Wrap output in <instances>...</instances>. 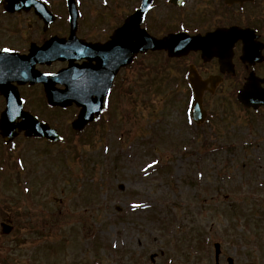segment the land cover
<instances>
[{"label": "rangeland", "instance_id": "374dc122", "mask_svg": "<svg viewBox=\"0 0 264 264\" xmlns=\"http://www.w3.org/2000/svg\"><path fill=\"white\" fill-rule=\"evenodd\" d=\"M83 1L88 22L103 2ZM106 2L114 12L102 7L99 16L109 14L113 30L120 8ZM239 20L262 24L264 13L239 14ZM146 57L144 69L164 71L143 75V90L122 100L123 113L112 107L94 139L60 146L19 137L15 151L0 147L11 158L0 204L11 198L10 214H21L20 228H30L19 229L14 242L0 236L7 244L0 258L9 264H214L213 243L220 241L221 264L228 256L235 264H264V109L248 112L228 88L205 98L216 116L226 109V126L217 116L197 128L187 120L188 92L184 83L177 86V62L163 52ZM246 73L239 61L237 78ZM73 111L43 109L42 115L54 124Z\"/></svg>", "mask_w": 264, "mask_h": 264}, {"label": "flooded vegetation", "instance_id": "af4514ba", "mask_svg": "<svg viewBox=\"0 0 264 264\" xmlns=\"http://www.w3.org/2000/svg\"><path fill=\"white\" fill-rule=\"evenodd\" d=\"M18 1V0H14ZM120 8V19L117 26L124 24L128 15L134 11L141 9L145 6V14L142 26H144L152 35L162 38L170 33L186 31L190 35H206L207 33L214 31L219 27H231L232 25L249 26L257 29V33L260 35L259 40L264 45V21L262 24L253 22H240L239 14L243 13H264V0H115ZM24 3L22 7H16L14 11H7L6 6L3 5V0H0V50L11 49L18 52L16 58L17 61L1 62L0 61V73L4 74L0 77V86L4 84V88L11 90H18L20 98L22 99L23 108L30 110L34 114L43 118L42 111L54 110L60 112H66L70 109H74L71 116H65L64 119L60 118L58 123H52L51 119L47 118L52 126H55L62 134L61 124L63 122L65 126L66 136L73 138L78 136L79 132L72 129V119L74 115L79 112V107L75 103L68 107L52 106L47 101L45 92L46 82L31 80L37 79L30 76L27 79L22 73L25 71H38V73L53 74L60 71L63 68L69 66V60L59 59H47L44 60L38 56L27 59L25 55H28L32 45L42 46L51 38L60 40L62 38L67 39L71 33V24L69 20V8L67 0H21ZM77 5L82 11V5ZM102 5H97V12L94 15V11L90 10V20H82L83 16H80L78 26L76 29V35L78 38L84 39L86 43L91 45L107 42L114 29H110V23L107 19L99 16L101 13L100 8ZM111 3L104 6L109 11ZM89 4V9H91ZM81 13V14H82ZM104 14V13H103ZM252 18V17H251ZM242 43L236 42L233 47V62L235 64V73L222 72L219 64V58L213 57L209 61H204L202 58V51H190L188 54L180 57H173L177 62V67L181 71L182 81L184 83L182 90L191 92L192 88L189 83L188 74L190 66L202 76L207 78L213 74L222 75V81L215 90V93L222 92L228 88L237 89V87L243 85L246 79V75L243 80L237 78L238 64L240 61ZM167 55L166 51H160ZM155 52H147L151 54ZM99 54L92 53L91 57L81 59H75L73 62L76 67H87V73L94 74L96 68L99 69V65L105 67L106 76L104 86H109V95L104 99V107L100 116L95 121L90 123L89 127L100 126L102 122L110 115L111 106L123 105L122 100L129 99L128 94H133L140 90H143V54L139 53L134 57V60L129 65H118V59L116 53L113 61L101 62L96 59ZM264 54V48H263ZM242 63V62H241ZM137 64V65H136ZM263 65V71H258L257 74L264 77V61L257 63L254 66H250L243 63L244 68L249 71L257 69ZM98 66V67H97ZM22 70V73H20ZM179 74V75H180ZM91 82L94 87H97L101 83V78L91 77ZM48 83L51 84L50 81ZM49 84V85H50ZM53 87L58 90L64 89L65 85L59 81L53 82ZM0 87V108L1 110L6 106V96L2 93ZM150 90H153L151 88ZM177 90H179L177 88ZM142 93V92H141ZM138 98L139 95H136ZM140 98V97H139ZM140 101V100H139ZM121 103V104H120ZM0 110V111H1ZM44 113V112H43ZM45 119V118H44ZM63 119V120H62ZM65 121V122H64ZM24 133H19L22 136ZM8 146H10L8 144ZM3 178L0 172V179ZM19 215L15 213L9 214L7 217L1 215L3 221H8L12 226V232L8 236H13L19 231ZM7 237V236H5ZM13 241L17 240L14 236L11 238ZM5 244L1 241L0 246Z\"/></svg>", "mask_w": 264, "mask_h": 264}, {"label": "water", "instance_id": "95a60500", "mask_svg": "<svg viewBox=\"0 0 264 264\" xmlns=\"http://www.w3.org/2000/svg\"><path fill=\"white\" fill-rule=\"evenodd\" d=\"M16 3L17 6L24 4L23 2ZM71 13L76 25L78 14L74 10H71ZM139 15V22L137 24V27H134L133 34L128 33L125 36V29H120V31L117 32L113 38V43L118 46V52L122 56V60L120 63H128L134 53H137L138 51L144 52L148 49L154 50L166 48L169 50V53L171 55H182L189 52L191 49H203L205 57H212L214 55H217L220 57L221 64L223 66H227L230 58V54L228 55L229 49L238 39L243 40V55L241 58L244 61L255 63L256 61L261 60L262 46L260 43L254 41L256 35L253 33L254 31L252 29H242L240 27L218 29L215 32L210 33L206 37H190L186 34L179 33L171 34L162 40H157L155 38L147 36L144 32H141L138 29L141 23L142 13H140ZM136 16L137 15H133L128 20L126 27L132 26V23L134 22V18ZM54 43L57 44L53 46L49 43L50 45L48 48H46L45 46L42 49L33 50L34 55H42L60 59L82 57L83 55L86 57H90L92 53H100L105 49L102 46H83V48H85L87 51L85 50V52H76L72 49L71 42L58 44V41H54ZM51 46H53L54 49H51ZM101 57L103 60H105V58L107 57L106 52L102 54ZM42 59L47 60L46 58ZM101 67L104 66L101 65ZM72 70L73 68L70 67L68 69V72H71ZM23 75H25L27 78L30 77L28 73H24ZM40 80H44V77H41ZM49 81L51 82V84L48 83V81L45 82L48 85L47 95L52 104L66 106L71 104L73 101H76L79 105L82 106L78 119H76L73 123V126L76 129H82L87 122L93 119L94 114L100 111L103 96L108 89L105 88V90L100 93L98 89H93L92 87H90V85L87 88V83H84L81 86V91L79 89H76L74 86H68L66 90L62 91V93H58V91L54 90L53 88L54 80ZM262 81L264 82V79H260L254 73H252L248 79V82L238 94L239 100L246 106H254L255 108H258L260 105L264 104V87H262L261 85ZM0 87H3V91L5 90L4 84ZM4 92L7 93L6 91ZM81 94L83 96H81ZM92 94H97L98 96L92 98ZM195 94L196 96L193 99V103L191 106V116L198 122H202L205 115V112L202 108L203 92L196 90ZM19 106L20 104L16 105L15 103H9L6 110L2 112L0 119V128L2 131V135L6 140L13 139L17 135V132H15L16 128L25 130L27 135L46 136L53 140L59 139L56 131L50 128L47 123H40L37 118L30 113L26 111H20ZM17 116L22 118V121L19 123L15 122ZM121 187L123 186L121 185ZM10 229V226L4 225L5 232H9ZM215 246L216 262L218 264L220 244L216 243ZM229 263L233 264V260L231 258L229 259Z\"/></svg>", "mask_w": 264, "mask_h": 264}, {"label": "snow or ice", "instance_id": "6c2138e0", "mask_svg": "<svg viewBox=\"0 0 264 264\" xmlns=\"http://www.w3.org/2000/svg\"><path fill=\"white\" fill-rule=\"evenodd\" d=\"M5 51H12L11 49H5Z\"/></svg>", "mask_w": 264, "mask_h": 264}]
</instances>
